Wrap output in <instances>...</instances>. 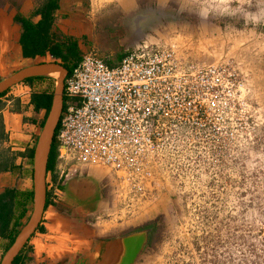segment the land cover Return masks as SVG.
<instances>
[{
    "label": "rangeland",
    "instance_id": "obj_1",
    "mask_svg": "<svg viewBox=\"0 0 264 264\" xmlns=\"http://www.w3.org/2000/svg\"><path fill=\"white\" fill-rule=\"evenodd\" d=\"M83 1L104 35L124 38L131 23L144 40L203 63L225 61L245 89L242 136L221 161L164 185L135 214L116 217L110 202L93 223L107 232L151 230L136 264H264V0ZM31 210L32 202L28 217Z\"/></svg>",
    "mask_w": 264,
    "mask_h": 264
},
{
    "label": "built area",
    "instance_id": "obj_2",
    "mask_svg": "<svg viewBox=\"0 0 264 264\" xmlns=\"http://www.w3.org/2000/svg\"><path fill=\"white\" fill-rule=\"evenodd\" d=\"M244 90L225 61L203 63L165 43L143 39L116 65L85 51L64 79L53 139L60 183L106 168L113 215L137 213L164 185L221 161L242 136Z\"/></svg>",
    "mask_w": 264,
    "mask_h": 264
},
{
    "label": "crops",
    "instance_id": "obj_3",
    "mask_svg": "<svg viewBox=\"0 0 264 264\" xmlns=\"http://www.w3.org/2000/svg\"><path fill=\"white\" fill-rule=\"evenodd\" d=\"M45 1L0 0V82L27 66L52 62L48 53L25 57L20 44L22 25L18 18H30L37 23L41 16L33 13ZM93 19V9L88 10L83 0H58L52 30L57 35L75 38L82 53L89 48L96 50L109 65L118 64L132 46L143 40L142 35L136 34L137 26L131 23L125 25L127 36L117 40L108 33L104 35L106 28H96ZM50 81L51 75L31 77L13 85L0 97V120L6 136L0 141V149L8 148L12 160L11 169L0 171V193L11 187L22 191L33 188V154L45 110L36 112L31 97L50 93ZM85 170L64 185L55 166L47 171L41 221L12 264H107L116 260L117 251H123L117 239L129 233L114 235L120 231L107 232L92 221L110 210V202L114 203L113 177L103 167L88 166ZM27 217L28 213L26 220ZM11 245L8 238L0 237V261Z\"/></svg>",
    "mask_w": 264,
    "mask_h": 264
},
{
    "label": "trees",
    "instance_id": "obj_4",
    "mask_svg": "<svg viewBox=\"0 0 264 264\" xmlns=\"http://www.w3.org/2000/svg\"><path fill=\"white\" fill-rule=\"evenodd\" d=\"M57 9L58 0H46L33 13L41 16L37 23H33L30 18L19 17L18 20L22 25L20 44L25 57L34 58L35 56H44L48 53L52 58V62L61 64L68 71H71L73 66L80 60L82 51L75 38L57 35L52 30L54 12ZM7 91L0 94V97L4 96ZM52 97V92L33 94L31 104L34 110L39 112L44 109V117L46 118L51 106ZM5 138L4 126L0 120V141ZM56 153V145L53 142L47 171L54 168ZM8 154V148L0 149V171H7L12 167V160L10 161ZM32 196V190L22 191L16 187L6 188L0 193V237L8 238L11 244L20 232L19 228L23 224V219L27 216ZM17 259L18 257L15 258V262Z\"/></svg>",
    "mask_w": 264,
    "mask_h": 264
},
{
    "label": "water",
    "instance_id": "obj_5",
    "mask_svg": "<svg viewBox=\"0 0 264 264\" xmlns=\"http://www.w3.org/2000/svg\"><path fill=\"white\" fill-rule=\"evenodd\" d=\"M54 72L58 75L55 76V89L53 91L51 106L36 141L33 154L32 210L27 222L18 233L16 239L4 253L0 264H12L14 262L15 258L41 221L46 204L45 179L47 174V165L54 134L63 108L64 79L69 71L61 64L45 62L27 66L6 80L0 82V94H2L13 85L28 78L42 75H53ZM148 240V230L134 231L118 238L117 242L123 247V251L120 252V254L117 251L115 255L116 260H110L107 264H136V262L141 258L142 253L146 250Z\"/></svg>",
    "mask_w": 264,
    "mask_h": 264
},
{
    "label": "flooded vegetation",
    "instance_id": "obj_6",
    "mask_svg": "<svg viewBox=\"0 0 264 264\" xmlns=\"http://www.w3.org/2000/svg\"><path fill=\"white\" fill-rule=\"evenodd\" d=\"M82 175V174H81ZM77 176H79V175H77ZM75 177V176H74ZM74 177H72V178H74ZM65 183V182H64ZM64 183H63V185H64ZM144 229H147V228H142V227H139V228H127V229H125V230H121L119 233H117V234H114V235H124V234H127V233H130V232H134V231H138V230H144ZM148 231H149V234H150V236H151V230H149V229H147ZM153 236V235H152ZM151 236V237H152ZM151 237H149L150 238V240H151Z\"/></svg>",
    "mask_w": 264,
    "mask_h": 264
},
{
    "label": "bare ground",
    "instance_id": "obj_7",
    "mask_svg": "<svg viewBox=\"0 0 264 264\" xmlns=\"http://www.w3.org/2000/svg\"><path fill=\"white\" fill-rule=\"evenodd\" d=\"M54 75L57 76L58 74L56 72H54Z\"/></svg>",
    "mask_w": 264,
    "mask_h": 264
}]
</instances>
